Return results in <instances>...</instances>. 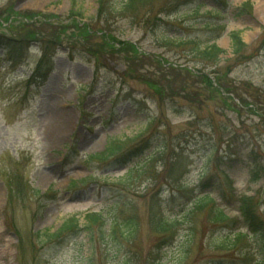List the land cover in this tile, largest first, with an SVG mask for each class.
<instances>
[{"label": "rangeland", "instance_id": "rangeland-1", "mask_svg": "<svg viewBox=\"0 0 264 264\" xmlns=\"http://www.w3.org/2000/svg\"><path fill=\"white\" fill-rule=\"evenodd\" d=\"M121 1L0 0V37L17 48L0 49V264H255L237 204L228 226L190 208L211 176L201 188L256 194L264 211V0ZM50 122L66 123L55 139ZM225 174L234 185L218 186ZM155 209L182 218L175 232H156ZM93 211L105 225L88 229ZM74 214L79 231L47 237ZM236 225L249 241L218 247Z\"/></svg>", "mask_w": 264, "mask_h": 264}, {"label": "trees", "instance_id": "trees-1", "mask_svg": "<svg viewBox=\"0 0 264 264\" xmlns=\"http://www.w3.org/2000/svg\"><path fill=\"white\" fill-rule=\"evenodd\" d=\"M123 1V2H122ZM120 3L123 4L121 6V10H134L137 3H142L144 0H122ZM232 36L235 39V42H238L239 35L237 32H233ZM0 47H6L9 51L17 50V48H14V45H11V42L3 41V37H0ZM126 41L121 42L122 46H127ZM165 44H178V45H191V41L184 40L183 38H180L178 40H174L172 38H167ZM192 50L194 53H196L197 56H203L204 58H212L217 57L221 52L222 49L217 44H210L205 45L203 47L200 44L193 43L192 44ZM47 58V55L45 56ZM46 60V59H45ZM44 74H42L43 76ZM44 78L46 76H43ZM210 81V79H208ZM120 144H122V141H119ZM120 144H117L115 142H112L103 152L100 153L99 157L101 159H108L111 156L115 155V152L118 150V148L121 147ZM255 175H258L255 173ZM205 182H209V179ZM229 183H232V180L225 176V182L223 183L224 186H227ZM187 189L181 191V194H185ZM220 196L222 197L223 203H217L216 198L213 196L212 191H206L204 188H201L200 193L198 195H195V199L192 203V206L190 208L191 212L194 210L193 213L203 210L204 208H208L212 221L216 224L228 226V225H234L237 220L236 218H232L228 215V213L225 210V207L222 205L227 204L230 205L232 203H238V207L240 209L241 214L245 218L250 231L252 234L256 237H258V245L261 247V256L260 259L256 260L255 264H264V217L259 216L257 212V203H256V197L255 196H249V195H243V196H237L236 192H232L230 189L228 191L220 189L219 192ZM157 209L153 210L156 211ZM159 212V211H158ZM154 212L153 215L156 217V219L152 218L151 223L154 224L155 230L159 234H171L176 231L178 223L182 220V218H178L176 216H165L161 213ZM103 213H97L93 212L86 215V222L85 227L88 229H91L93 225H96V223H100V225H105V219L103 217ZM186 216L185 214L183 215ZM127 226L132 227V232H135L139 225L136 222L135 219L131 218L126 222ZM79 218H77L75 215L69 217L66 219L63 224L52 234H48L47 237H59L63 234L69 233V232H76L79 231ZM101 226V227H102ZM115 226H117V229L119 228L120 224L118 223L117 219L112 220L111 228L107 234L106 237H111L113 231L116 230ZM239 229V226L236 225L235 228L231 231V233H227L225 235H220L218 247H221L222 249H230L236 247L239 243L247 242L248 234L242 232ZM131 233V230H130ZM46 236V235H45ZM259 247V248H260ZM246 250H244L245 252ZM253 259V255L251 252H246L244 257L242 258V262H246L247 264H251Z\"/></svg>", "mask_w": 264, "mask_h": 264}, {"label": "bare ground", "instance_id": "bare-ground-1", "mask_svg": "<svg viewBox=\"0 0 264 264\" xmlns=\"http://www.w3.org/2000/svg\"><path fill=\"white\" fill-rule=\"evenodd\" d=\"M67 121V118H66ZM66 127V123L64 125V123L62 124H55L50 122L49 127H47V135L48 137L50 136L51 139H55L56 136H60L61 134H63V131L65 130Z\"/></svg>", "mask_w": 264, "mask_h": 264}]
</instances>
